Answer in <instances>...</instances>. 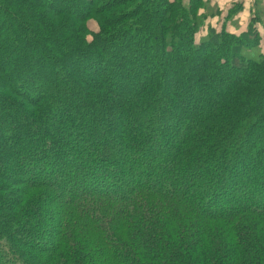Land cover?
Wrapping results in <instances>:
<instances>
[{
	"label": "trees",
	"instance_id": "16d2710c",
	"mask_svg": "<svg viewBox=\"0 0 264 264\" xmlns=\"http://www.w3.org/2000/svg\"><path fill=\"white\" fill-rule=\"evenodd\" d=\"M135 1L0 0V264H264L262 15Z\"/></svg>",
	"mask_w": 264,
	"mask_h": 264
},
{
	"label": "crops",
	"instance_id": "0c3cea01",
	"mask_svg": "<svg viewBox=\"0 0 264 264\" xmlns=\"http://www.w3.org/2000/svg\"><path fill=\"white\" fill-rule=\"evenodd\" d=\"M215 11L207 20L211 26L230 33L240 34L246 30L253 13H260L261 20L256 23L259 30V45L264 47V0H212Z\"/></svg>",
	"mask_w": 264,
	"mask_h": 264
},
{
	"label": "rangeland",
	"instance_id": "374dc122",
	"mask_svg": "<svg viewBox=\"0 0 264 264\" xmlns=\"http://www.w3.org/2000/svg\"><path fill=\"white\" fill-rule=\"evenodd\" d=\"M140 1H143V0H140ZM189 0H182V3L184 4V5H187V2H188ZM208 1V4L210 5V7H211V9H214V7H215V3L213 2V4H212V0H207ZM209 1L211 2V4L209 3ZM134 4L135 3H137V0L135 1V2H133ZM205 21H207V20H205ZM149 25V24H148ZM205 26V24L204 25H201L200 27H199V32L200 33H203V32H201L202 30H204L205 31V29L203 28ZM88 27L90 28V30L91 31H93V32H95V31H97L98 30V24L95 22V21H90L89 23H88ZM90 39V38H89ZM260 47V46H259ZM260 51H262L263 52V54H264V47L262 46V48L260 47V48H258V47H256V48H253V47H246L244 50H243V53L246 55V56H254V55H256L257 54V52H260ZM85 70V69H84ZM81 75H85V73L84 72H81ZM112 88H113V86H111Z\"/></svg>",
	"mask_w": 264,
	"mask_h": 264
}]
</instances>
